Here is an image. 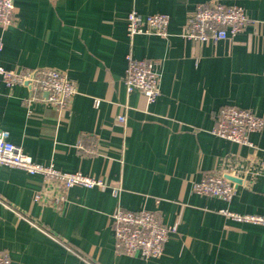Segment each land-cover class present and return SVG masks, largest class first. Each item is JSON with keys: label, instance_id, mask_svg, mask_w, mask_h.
<instances>
[{"label": "crops", "instance_id": "0c3cea01", "mask_svg": "<svg viewBox=\"0 0 264 264\" xmlns=\"http://www.w3.org/2000/svg\"><path fill=\"white\" fill-rule=\"evenodd\" d=\"M212 1L243 7L250 19L246 30L233 42L184 38L195 10ZM14 5V25L0 27V65L56 69L77 85L78 94L70 110L59 112L46 94L9 88L0 79V131L33 161L98 178L106 187L72 188L55 209L33 200L41 191L40 176L0 166V252L12 264H264V228L221 213L264 216V129L249 135L252 147L211 133L226 106L264 118V0ZM133 11L169 15L170 36L129 37L126 21ZM129 54L157 62L161 83L154 103L127 92ZM121 115L124 124L116 121ZM229 163L249 171L228 175L237 189L229 201L194 192L195 184L225 173ZM119 207L157 212L175 229L161 258L116 252L112 215Z\"/></svg>", "mask_w": 264, "mask_h": 264}, {"label": "built area", "instance_id": "2783aa9c", "mask_svg": "<svg viewBox=\"0 0 264 264\" xmlns=\"http://www.w3.org/2000/svg\"><path fill=\"white\" fill-rule=\"evenodd\" d=\"M14 0H0V27L7 29L14 25ZM171 17L167 14H154L143 17L131 12L127 17V33L129 37L136 35H154L168 38V27ZM246 10L237 5H225L212 1L199 6L186 26L183 37L199 43L233 42L243 33L249 23ZM127 69L123 83L128 93L137 91L144 95L148 103H154L160 95L161 76L157 70V62L136 59L127 56ZM0 79L9 88L28 87L32 95L47 94V103L59 112L70 110L77 85L64 73L53 68L7 70L0 65ZM30 100L24 99L23 105L30 106ZM98 105V103H96ZM119 123H126V117L116 118ZM264 129V118L252 110L235 106H226L219 113L215 127L211 133L219 138L238 145L252 147L249 140L252 133H260ZM93 153V151H87ZM229 163L225 173L206 176L194 185V192L206 197H218L229 201L236 193V187L228 180V175L244 176L249 171H242ZM0 166L15 168L42 178L41 191L34 196V202L45 207L61 209L67 202L68 192L75 187L93 189L105 188V183L95 177L81 172L68 173L57 169L54 165H43L33 161L23 148L8 140L7 134L0 131ZM224 173V174H223ZM57 189V194L54 190ZM116 188L114 194H119ZM221 213L236 222L246 223L264 228V216L238 214L228 210ZM112 226L115 234L116 252L133 257L139 255L145 260L159 259L164 255L169 235L175 229L162 223L157 212L146 209L128 211L119 207L112 215ZM7 252H0V264H12Z\"/></svg>", "mask_w": 264, "mask_h": 264}, {"label": "water", "instance_id": "95a60500", "mask_svg": "<svg viewBox=\"0 0 264 264\" xmlns=\"http://www.w3.org/2000/svg\"><path fill=\"white\" fill-rule=\"evenodd\" d=\"M229 179L231 180V178L229 177Z\"/></svg>", "mask_w": 264, "mask_h": 264}, {"label": "bare ground", "instance_id": "6f19581e", "mask_svg": "<svg viewBox=\"0 0 264 264\" xmlns=\"http://www.w3.org/2000/svg\"><path fill=\"white\" fill-rule=\"evenodd\" d=\"M47 95V94H46ZM48 96V95H47Z\"/></svg>", "mask_w": 264, "mask_h": 264}]
</instances>
